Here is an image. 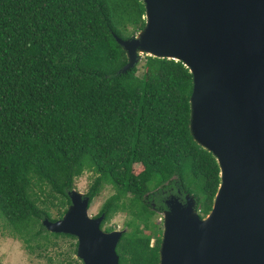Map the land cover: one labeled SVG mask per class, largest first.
Returning <instances> with one entry per match:
<instances>
[{
    "label": "trees",
    "instance_id": "trees-1",
    "mask_svg": "<svg viewBox=\"0 0 264 264\" xmlns=\"http://www.w3.org/2000/svg\"><path fill=\"white\" fill-rule=\"evenodd\" d=\"M144 15L142 0H0V218L29 253L76 239L41 221L63 215L84 171L90 202L104 183L114 190L102 229L130 215L118 264H158L166 194H193L202 217L212 207L219 166L190 132L189 69L145 55L117 72L127 56L115 37Z\"/></svg>",
    "mask_w": 264,
    "mask_h": 264
},
{
    "label": "water",
    "instance_id": "water-1",
    "mask_svg": "<svg viewBox=\"0 0 264 264\" xmlns=\"http://www.w3.org/2000/svg\"><path fill=\"white\" fill-rule=\"evenodd\" d=\"M145 23L128 38L124 73L142 56L181 61L192 75L189 128L212 153L220 182L201 216L193 194L162 211L158 264H264V0H142ZM63 215L42 225L76 237L83 264H118L126 229L100 227L74 188Z\"/></svg>",
    "mask_w": 264,
    "mask_h": 264
},
{
    "label": "rangeland",
    "instance_id": "rangeland-1",
    "mask_svg": "<svg viewBox=\"0 0 264 264\" xmlns=\"http://www.w3.org/2000/svg\"><path fill=\"white\" fill-rule=\"evenodd\" d=\"M143 57V56H142ZM141 57V58H142ZM95 174L91 171H84L74 180V189L86 193L93 181ZM114 192L109 183H104L98 195H96L89 205L88 213L90 216H97L104 201ZM130 215L128 211H117L103 226H111L114 229L129 230L126 222ZM158 221L159 215L153 216ZM162 231V222H161ZM125 231V232H126ZM154 239H152V242ZM76 239L68 237H58L54 245L47 249H35L33 253H29L20 239L14 236L9 227H7L0 218V264H48L49 257L53 264H68L70 259L72 264H80L73 251Z\"/></svg>",
    "mask_w": 264,
    "mask_h": 264
},
{
    "label": "flooded vegetation",
    "instance_id": "flooded-vegetation-1",
    "mask_svg": "<svg viewBox=\"0 0 264 264\" xmlns=\"http://www.w3.org/2000/svg\"><path fill=\"white\" fill-rule=\"evenodd\" d=\"M177 192H180V190L177 188V190H176ZM163 192V191H162ZM86 194V193H85ZM148 194H150V193H146V196H149ZM185 194L186 193H184L183 194V197L182 198H179L180 199V201H182V202H184V196H185ZM170 196V194H166L165 195V197H164V203H165V201H166V199L168 198ZM150 201H152V200H150ZM165 208H166V205H165ZM165 208L163 209V211L165 210ZM114 229V228H113Z\"/></svg>",
    "mask_w": 264,
    "mask_h": 264
},
{
    "label": "built area",
    "instance_id": "built-area-1",
    "mask_svg": "<svg viewBox=\"0 0 264 264\" xmlns=\"http://www.w3.org/2000/svg\"><path fill=\"white\" fill-rule=\"evenodd\" d=\"M159 219L162 221V216Z\"/></svg>",
    "mask_w": 264,
    "mask_h": 264
}]
</instances>
